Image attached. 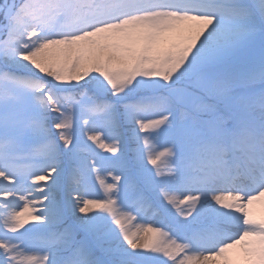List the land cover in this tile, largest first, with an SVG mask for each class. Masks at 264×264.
Returning <instances> with one entry per match:
<instances>
[{
  "label": "snow or ice",
  "instance_id": "snow-or-ice-1",
  "mask_svg": "<svg viewBox=\"0 0 264 264\" xmlns=\"http://www.w3.org/2000/svg\"><path fill=\"white\" fill-rule=\"evenodd\" d=\"M0 264H264V0H0Z\"/></svg>",
  "mask_w": 264,
  "mask_h": 264
},
{
  "label": "rangeland",
  "instance_id": "rangeland-1",
  "mask_svg": "<svg viewBox=\"0 0 264 264\" xmlns=\"http://www.w3.org/2000/svg\"><path fill=\"white\" fill-rule=\"evenodd\" d=\"M102 195V192L99 190V185H96V188L92 191L91 195ZM259 207V205H257V208Z\"/></svg>",
  "mask_w": 264,
  "mask_h": 264
}]
</instances>
